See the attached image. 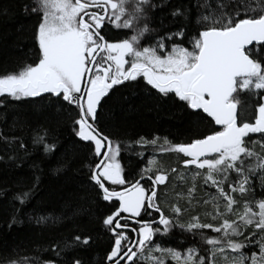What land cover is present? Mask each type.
<instances>
[{"label": "snow or ice", "instance_id": "6c2138e0", "mask_svg": "<svg viewBox=\"0 0 264 264\" xmlns=\"http://www.w3.org/2000/svg\"><path fill=\"white\" fill-rule=\"evenodd\" d=\"M20 7L31 24L18 27L30 33L18 40L32 46L15 69L0 70V97L47 101L68 113L73 148L54 130L38 129L34 150L55 162L56 174L81 175L102 211L100 234L76 223L82 207L69 205L71 215L35 205L26 211L42 175L33 161L31 185L12 193L8 227L22 224L21 216L50 230L72 227L41 247L49 258L2 264H85L79 250L101 234L106 246L96 264H264V0H22ZM12 17L0 4V18ZM124 89L182 111L192 134L184 142L114 137L104 121L123 109ZM0 142L16 166L29 154L19 137L0 134ZM76 146L86 151L73 168ZM149 148L176 154L182 168H165L152 155L145 160ZM123 153L144 166L126 171ZM170 183L174 198L162 202L160 187ZM198 187L208 191L199 196ZM176 228L199 246L178 251L157 243Z\"/></svg>", "mask_w": 264, "mask_h": 264}, {"label": "trees", "instance_id": "16d2710c", "mask_svg": "<svg viewBox=\"0 0 264 264\" xmlns=\"http://www.w3.org/2000/svg\"><path fill=\"white\" fill-rule=\"evenodd\" d=\"M22 0H0V4L7 5L10 8L13 17L4 20L0 18V70H13L16 68L18 61L24 56V53L32 46L31 40L20 44L18 38L21 36H30V33L18 32V27L23 24L29 26L31 20L24 17L21 13ZM173 3L176 0H172ZM160 12L156 13V23L159 22ZM170 17L165 20L168 23ZM172 27H175L173 25ZM127 101L120 106L115 107L114 116L105 118L104 125L106 131L118 137L121 140L129 141L138 136L152 138L154 136L167 137L173 142H184L192 134V125L189 118L180 110L169 103L157 105L154 100L149 99L142 92H133L124 89ZM0 100H4L0 97ZM38 129H52L61 145L69 149L73 148L71 144V121L68 113L62 111L58 106L54 107L47 101L41 104H32L23 101H13L10 98L4 100L0 105V134L11 138L19 137L26 141L29 148V154L24 157L23 163L17 162L19 166L13 164L7 159L3 149L4 144L0 142V156L5 159L0 161V192H7V195H0V264L5 258H30L41 259L49 258L48 254L40 251L42 246H46L49 239L59 235L60 232H67L72 225L65 224L63 228L57 226L55 229H48L38 226L34 222L29 223L26 216H21L24 221L22 224L14 225L9 228L8 223L12 215V193L18 188L25 185H31L35 169L32 167L33 161L42 169V175L36 196L32 204L28 205L26 211L32 209L35 205L46 212L60 215L67 213L71 215L72 208L82 207L83 211L76 218V223L87 231L94 234H100V229L96 226V214L102 209H97L95 204V193L84 184L81 175L73 171L65 174H56L50 169L55 168V162L51 158H45L42 152L37 153L32 144V137ZM203 130V126H201ZM258 139V136L254 137ZM77 158L73 162V168L79 165V160L83 158L85 151L76 146ZM138 151H144L138 149ZM21 155H24L21 150ZM71 152L68 153L71 156ZM59 155V153H58ZM155 156L161 166L181 167L178 164L177 156L174 153L153 152L149 148L145 152V160L148 156ZM122 163L126 166V171H138L144 166L133 153H123ZM180 188L177 187L176 191ZM260 189L257 188V192ZM198 195L201 196L203 191L198 187ZM164 193V201L173 200L175 193L172 190L171 183L165 189L160 187L159 195ZM204 195V194H203ZM185 202L180 201L181 207ZM19 207V205H16ZM91 210L93 213L89 216L87 213ZM196 211L203 215V208H196ZM187 218L188 212H185ZM185 218V215L183 219ZM185 218V220L187 219ZM157 243L164 247H173L178 251H184L187 247L199 246L194 244L193 237L189 233L182 232L179 228L173 230L168 236H158ZM106 246L102 234L99 236L97 243L87 249L79 250L78 254L84 260L85 264H96V260L103 254ZM168 264H175L169 260Z\"/></svg>", "mask_w": 264, "mask_h": 264}, {"label": "rangeland", "instance_id": "374dc122", "mask_svg": "<svg viewBox=\"0 0 264 264\" xmlns=\"http://www.w3.org/2000/svg\"><path fill=\"white\" fill-rule=\"evenodd\" d=\"M177 183H178V182H177ZM206 191H208V189H207V188H204V189H203V194H204V192H206ZM203 194H202L201 196H203ZM164 196H165V194L162 193V194H161V197H160L162 202L164 201V198H163ZM184 204H185V203H184ZM184 215H185V218H187L186 214H184ZM185 218H184V219H185Z\"/></svg>", "mask_w": 264, "mask_h": 264}]
</instances>
